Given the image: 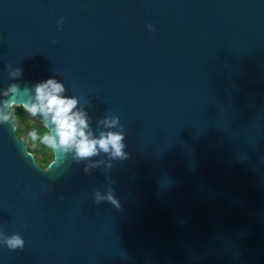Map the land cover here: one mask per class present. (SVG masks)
I'll list each match as a JSON object with an SVG mask.
<instances>
[{
  "label": "water",
  "instance_id": "1",
  "mask_svg": "<svg viewBox=\"0 0 264 264\" xmlns=\"http://www.w3.org/2000/svg\"><path fill=\"white\" fill-rule=\"evenodd\" d=\"M49 78L128 158L0 122V264H264V0H0V102Z\"/></svg>",
  "mask_w": 264,
  "mask_h": 264
},
{
  "label": "clouds",
  "instance_id": "2",
  "mask_svg": "<svg viewBox=\"0 0 264 264\" xmlns=\"http://www.w3.org/2000/svg\"><path fill=\"white\" fill-rule=\"evenodd\" d=\"M151 29V25L148 26ZM11 76L19 75V70L10 73ZM34 97L20 105L27 113L35 117L38 113L43 117V135L42 142L55 153L59 151L61 155L65 152L72 151L77 159L91 157L102 151L109 154L113 159H127L128 154L124 151V133L121 130L101 132L99 138H93L92 133L88 130L86 114L77 108V100L74 97L63 95L65 92L62 83L55 79L49 78L37 83L34 87ZM9 93L15 95L17 87L10 86L6 92L2 93L8 96ZM3 107L0 108V122L8 121L13 118V111L17 105L6 100L0 102ZM10 111L5 113L3 109ZM105 128H113L117 124L115 118L105 119L101 122ZM52 128L49 131L48 126ZM35 139V133L30 134ZM55 162V159L52 161ZM51 162V163H52ZM49 165H46L47 168ZM87 171V169H85ZM107 200L113 206L119 208L118 201L113 197L111 192L106 195L96 193V201ZM0 243L5 244L10 249L23 246V240L18 235L0 239Z\"/></svg>",
  "mask_w": 264,
  "mask_h": 264
},
{
  "label": "trees",
  "instance_id": "3",
  "mask_svg": "<svg viewBox=\"0 0 264 264\" xmlns=\"http://www.w3.org/2000/svg\"><path fill=\"white\" fill-rule=\"evenodd\" d=\"M12 120L16 124L17 134L24 140L26 137V144L28 151L31 152L43 168L49 165L54 160V153L42 142L43 123L27 113L22 107L17 106L13 111ZM35 133V139L30 135Z\"/></svg>",
  "mask_w": 264,
  "mask_h": 264
},
{
  "label": "rangeland",
  "instance_id": "4",
  "mask_svg": "<svg viewBox=\"0 0 264 264\" xmlns=\"http://www.w3.org/2000/svg\"><path fill=\"white\" fill-rule=\"evenodd\" d=\"M37 119V118H36ZM24 140L26 141V137H24Z\"/></svg>",
  "mask_w": 264,
  "mask_h": 264
}]
</instances>
